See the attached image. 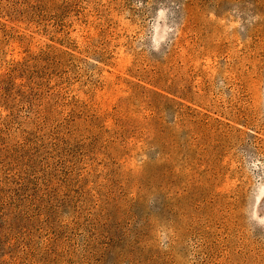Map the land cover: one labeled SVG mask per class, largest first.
<instances>
[{
  "label": "rangeland",
  "instance_id": "obj_1",
  "mask_svg": "<svg viewBox=\"0 0 264 264\" xmlns=\"http://www.w3.org/2000/svg\"><path fill=\"white\" fill-rule=\"evenodd\" d=\"M0 264H264V0H0Z\"/></svg>",
  "mask_w": 264,
  "mask_h": 264
}]
</instances>
